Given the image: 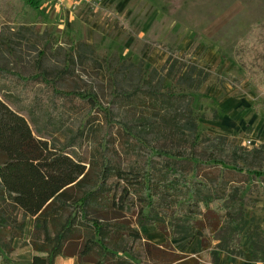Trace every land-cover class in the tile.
Wrapping results in <instances>:
<instances>
[{"label": "trees", "instance_id": "16d2710c", "mask_svg": "<svg viewBox=\"0 0 264 264\" xmlns=\"http://www.w3.org/2000/svg\"><path fill=\"white\" fill-rule=\"evenodd\" d=\"M84 46L78 47L81 66L103 71V62ZM245 48L240 62L249 83L264 90V23ZM105 64L114 70L108 72L114 104L124 110L118 121L94 92L54 86V95L87 102L104 112L108 124L117 123L127 166L106 156L86 165L56 149L0 98V249L13 252L12 243L33 219L31 264H54L61 256L77 257L79 264H218L220 248L214 243L221 234L229 237L227 248L238 253L239 234L231 228L239 223L244 187L228 175L264 172V143L248 149L226 136L199 134L194 93L209 72L196 64L170 57L148 78L136 65L116 66L114 57ZM70 69L62 70L61 78ZM172 75L175 91L163 90ZM33 80L0 67V83ZM158 210L172 218V229L153 217ZM147 225L156 226L166 242L158 246L143 237ZM179 226L201 241L198 255L173 247L181 237L174 232Z\"/></svg>", "mask_w": 264, "mask_h": 264}, {"label": "rangeland", "instance_id": "374dc122", "mask_svg": "<svg viewBox=\"0 0 264 264\" xmlns=\"http://www.w3.org/2000/svg\"><path fill=\"white\" fill-rule=\"evenodd\" d=\"M262 23L264 0H74L59 10L50 0H0V67L37 78L28 84L0 83V98L27 120L36 137L56 149L86 165L106 156L127 166L119 125L108 124L104 112L87 102L54 95V86L63 92L96 93L118 121L124 110L114 104L117 97L108 75L114 70H108L106 61L114 57L118 67L136 65L148 78L170 57L178 58L209 72V80L194 93L199 134L226 136L254 149L264 143V90L250 85L240 57ZM79 45L105 69L81 66ZM68 68L70 73L61 78ZM173 76L163 90L175 91ZM228 180L244 187L239 223L231 228L238 231L240 251L228 249L229 237L221 234L214 243L220 248L218 264H264V172L231 174ZM152 214L172 229L170 216L162 210ZM33 221L18 238L22 247L29 245ZM174 232L181 236L172 241L175 249L188 255L201 252V241L188 229L179 226ZM141 233L158 246L167 239L153 225ZM13 252L0 249L8 258Z\"/></svg>", "mask_w": 264, "mask_h": 264}, {"label": "crops", "instance_id": "0c3cea01", "mask_svg": "<svg viewBox=\"0 0 264 264\" xmlns=\"http://www.w3.org/2000/svg\"><path fill=\"white\" fill-rule=\"evenodd\" d=\"M74 0H68L63 6H59L55 3L56 9L59 10L61 7H71ZM51 2V1H50ZM14 252L11 254V258L0 255V264H31L33 260V249L31 246L22 247L21 241L18 239L17 243L13 245ZM195 256V255H193ZM8 258V260H7ZM54 264H79L78 258L76 257H59L55 260Z\"/></svg>", "mask_w": 264, "mask_h": 264}, {"label": "built area", "instance_id": "2783aa9c", "mask_svg": "<svg viewBox=\"0 0 264 264\" xmlns=\"http://www.w3.org/2000/svg\"><path fill=\"white\" fill-rule=\"evenodd\" d=\"M52 3H55L59 6H63L68 0H50ZM90 1V0H89Z\"/></svg>", "mask_w": 264, "mask_h": 264}]
</instances>
